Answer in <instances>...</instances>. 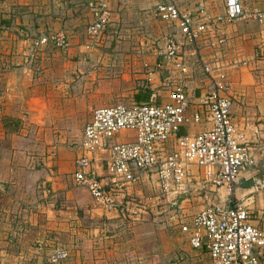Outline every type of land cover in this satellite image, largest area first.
Instances as JSON below:
<instances>
[{
    "label": "built area",
    "instance_id": "1",
    "mask_svg": "<svg viewBox=\"0 0 264 264\" xmlns=\"http://www.w3.org/2000/svg\"><path fill=\"white\" fill-rule=\"evenodd\" d=\"M95 1L89 3L94 15L88 26L92 36L106 29L112 14L106 0ZM224 10V14L212 18L204 3L193 12H183L179 0H160L156 4V18L170 28L156 63L167 75L164 87L168 100L153 92L145 101L92 109L75 147L73 179L87 189L96 204L108 211L117 210L119 195L143 174L155 176L165 194L191 193L196 188L197 171L205 183L213 186V192L221 187L232 192L242 171L256 164L253 146L233 121V88L227 77L230 64L216 54L225 37L212 31L213 22H232L246 14L241 0H225ZM40 40L68 45L64 31ZM195 74L207 81L200 102L205 110L189 115L193 101L187 80ZM206 115L210 127L197 134H179L182 126L201 123ZM124 131L134 132V139L116 141ZM100 150L106 152L104 174L93 166ZM252 220L251 210L229 198L225 203L202 206L182 223L181 230L188 235L192 248L208 253L212 264H262L264 230ZM68 256L66 249H55L48 263L58 264Z\"/></svg>",
    "mask_w": 264,
    "mask_h": 264
},
{
    "label": "crops",
    "instance_id": "2",
    "mask_svg": "<svg viewBox=\"0 0 264 264\" xmlns=\"http://www.w3.org/2000/svg\"><path fill=\"white\" fill-rule=\"evenodd\" d=\"M85 1L0 0L2 34L0 38L5 43L3 50L9 54L14 52L18 58L28 60L30 46L32 49V43L35 41L31 36L43 30L46 25L50 30L49 33L59 31L69 35L77 33L71 30V23L75 19L81 20L86 15L85 11L89 7L85 6ZM90 1L87 0L88 4ZM117 1L120 2L119 7L114 6L118 12H121L116 18L119 21V15L123 16L129 10L132 13L130 5L137 2L136 0ZM148 1L153 4L154 14V8L160 0ZM241 1L245 17L232 22H213L212 31L216 34L220 32L225 37L223 46L220 50H216V54L230 64L227 67V77L233 88V121L253 146L256 164L242 171L232 192L226 187L213 192L214 188L211 187L207 189V198L211 201L209 203H225L229 198L239 201L253 212L252 222L264 230V0ZM83 2L84 7L81 6ZM179 3L183 12H193L200 3H204L212 18L224 14L225 11V0H179ZM76 7H79L81 12L78 13ZM157 20L164 27L162 30L164 40L154 61V68L147 72L150 86L144 94H135V101H145L153 92L160 94V99L168 100L167 90L164 87L167 75L156 67V63L164 50L170 28L164 22ZM73 42L75 39L73 41L71 39V43ZM72 50L78 51V47L70 44L69 51ZM206 52L211 51L206 50ZM206 83L207 81L197 74L187 80V89L193 101L189 115L196 110H205V106L200 102ZM6 84L3 92L8 101L4 113L9 114L7 117H10L6 118V123L16 121L17 118L14 116L41 115L45 109V100L51 104L54 102L50 100L54 90L52 85L44 89L43 86L39 87L38 82H32L27 78H19L13 82L8 80ZM139 95L141 99L137 100ZM206 119L207 115L201 123H187L181 127L179 134L201 132L210 127ZM134 135L132 131H124L116 136V141L132 140ZM76 145L72 148L73 154L61 155L62 158L55 161L59 165L58 171L32 173L34 183L22 194L20 229H13L10 237L7 234L6 238L11 240L10 242L5 240V243L10 244V249L0 248V264H49L48 256L55 249L61 248L68 250L69 256L58 264H156V253H150L140 246L119 256L121 250L119 244L126 237L121 234V228L128 222L127 215L132 217V213H127L138 211V206L122 203L119 197V208L108 211L94 202L86 188L71 187L70 179L74 181ZM105 156L106 152L100 150L96 153L93 162L94 168L100 174H104L102 161ZM197 173L195 187L203 181L201 172L197 171ZM145 175L148 176L143 174L136 185L142 179L146 180ZM131 191L133 190H129V187L126 188L123 192L124 196ZM28 209H30V217L25 212ZM186 239L195 254L211 262L205 250L192 248L188 238ZM175 256L177 257V252Z\"/></svg>",
    "mask_w": 264,
    "mask_h": 264
},
{
    "label": "rangeland",
    "instance_id": "3",
    "mask_svg": "<svg viewBox=\"0 0 264 264\" xmlns=\"http://www.w3.org/2000/svg\"><path fill=\"white\" fill-rule=\"evenodd\" d=\"M106 1L112 14L110 23L102 33L92 36L88 32L94 15L86 0L85 6L89 7L86 15L71 23V30L77 33H66L68 45L42 43L41 37L50 35L46 25L31 36L35 41L32 49L30 46L28 60L18 58L14 52L6 53L3 50L5 43L0 38L2 249H10V244L5 243V240H11L6 238L7 234L10 237L13 229H20L22 194L34 183L32 175L35 172L59 170L55 161L62 158L61 155L73 154L72 148L79 142L92 108L132 101L135 94H144L150 86L147 72L154 68L164 40V27L153 14L152 2L136 0L137 3L130 5L132 13L129 10L127 14L119 15L118 21L117 14L121 12L114 5L119 7L120 2ZM81 6L84 7V2ZM76 8L78 13L81 12L79 7ZM71 39H75V42L71 43ZM70 44L76 45L78 51H69ZM19 78L36 81L44 89L52 85L54 90L50 100L54 102L51 104L45 100L41 115L14 116L16 121L6 123V118L10 117L4 113L8 98L3 90L8 80L13 82ZM145 178V181L142 179L137 185L129 186L132 194L130 192L124 196L121 193L119 196L122 203L139 208L127 213H132V217L127 215L128 222L121 228V234L126 237L119 244V256L140 246L150 253H156V264H211L205 257L193 252L181 225L199 208L211 202L207 198V189L213 186L200 181L191 193L175 196L161 192L155 176L145 175ZM70 183L73 189L80 187L72 179ZM195 183L197 185V181ZM25 212L30 217V209Z\"/></svg>",
    "mask_w": 264,
    "mask_h": 264
},
{
    "label": "trees",
    "instance_id": "4",
    "mask_svg": "<svg viewBox=\"0 0 264 264\" xmlns=\"http://www.w3.org/2000/svg\"><path fill=\"white\" fill-rule=\"evenodd\" d=\"M149 96V95H148ZM148 96L147 97H145L146 99L148 98ZM139 99H141V96L139 95L138 97H137V100H139Z\"/></svg>",
    "mask_w": 264,
    "mask_h": 264
}]
</instances>
